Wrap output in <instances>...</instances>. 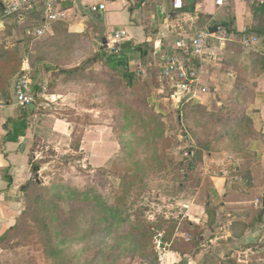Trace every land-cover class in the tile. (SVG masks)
<instances>
[{
	"label": "rangeland",
	"instance_id": "374dc122",
	"mask_svg": "<svg viewBox=\"0 0 264 264\" xmlns=\"http://www.w3.org/2000/svg\"><path fill=\"white\" fill-rule=\"evenodd\" d=\"M6 2L0 0L1 5ZM29 17L19 22L0 11V106L13 104L12 85L25 59L33 80L44 87L42 91L37 85L31 108H18L31 116L32 176L23 187V214L0 241V264H160L159 254L173 239L185 201L195 191L194 181L202 179L194 170L203 166V154L235 151L234 136L227 133L240 115L231 107L235 92L216 94L219 108L195 105L184 113L173 105L165 108L164 103L177 99L161 81L159 63L176 32L154 50L142 44L146 54H137L143 57L142 68L134 72V85L127 86L121 73L129 69L111 73L104 63L110 54L107 46L76 35L65 40V34L76 33L64 30L49 47L45 35L32 34L38 17ZM214 19L220 22L225 16L219 11ZM254 48L247 52L239 43H227V52L213 48L215 57L207 68L242 72L245 79L237 75L236 83L248 84L246 77L262 74L264 68L261 50ZM93 57L95 63L85 64ZM73 67L80 71H57ZM44 72H51L50 77ZM160 86L165 87L162 99L156 90ZM57 90L66 96H49ZM238 93L242 101L253 97L249 91ZM94 157L98 166L91 162ZM255 192L259 209L264 188ZM186 226L182 223L181 230ZM172 247L185 251V238L175 239ZM257 247L256 254H241V264H264L263 242ZM212 257L218 258L215 253Z\"/></svg>",
	"mask_w": 264,
	"mask_h": 264
},
{
	"label": "crops",
	"instance_id": "0c3cea01",
	"mask_svg": "<svg viewBox=\"0 0 264 264\" xmlns=\"http://www.w3.org/2000/svg\"><path fill=\"white\" fill-rule=\"evenodd\" d=\"M98 4H104L105 9L94 11L93 7ZM59 9L62 10L61 17L49 24L41 35H45L47 41L62 36L64 30L75 32L74 35L88 40L89 44L101 43L104 48L115 30L126 33L124 41L136 45L147 43L151 48L169 39L173 32L177 33L174 41L191 38L196 31L210 30L212 27L225 36L223 42L216 40L212 48L206 50L201 80L208 92L201 94L194 105L219 108L216 94L235 92L236 100L231 107L246 117L256 138L245 137L247 133L241 123L239 139L249 140L242 153L203 154V166L198 165L194 170L202 179L194 181L195 191L185 201L173 239L159 254V261L160 264H204L209 261L205 263L209 264L220 258L225 261L222 264H241V254L246 257L249 253L256 254L257 244H264V198L258 209L255 192L264 188V139L260 138L264 136V68L262 74L247 76L248 84L243 85L240 81L236 83L237 75L245 77L242 72L227 74L211 71L207 66L215 57L213 48L227 52V43L243 46L244 39L254 38L264 58V0H232L228 7H217L215 0H211V4L205 0H183L181 11H172L161 0H72L60 3ZM219 11L225 20L218 19L220 22H216L214 15L217 16ZM34 15L30 16L34 18ZM159 15L163 16L160 23L155 22ZM29 18L27 16L19 22L28 21ZM152 27L158 30L156 34L151 31ZM173 42L163 54L171 50ZM157 49L161 51V48ZM245 50L256 51V48ZM137 54L127 52V67L131 72L142 68L143 60ZM50 75L51 72L43 73L44 77ZM207 85L212 88L209 89ZM241 91H249L253 97L242 101L238 93ZM49 96L59 98L66 94L57 90ZM21 115L14 100L11 105L0 106V241L15 227L24 210L23 187L31 181L32 176L28 160L32 144L29 128L31 116L27 115V128L23 136L16 139L12 130L11 122L21 118ZM247 157L249 162L246 161ZM96 159L91 160L94 166H98L94 162ZM208 208H212L213 212L209 214ZM182 223L187 225L184 231L181 230ZM181 237L185 238V251L172 247L174 240ZM260 249L264 250L262 247ZM213 253L218 258L213 259Z\"/></svg>",
	"mask_w": 264,
	"mask_h": 264
},
{
	"label": "built area",
	"instance_id": "2783aa9c",
	"mask_svg": "<svg viewBox=\"0 0 264 264\" xmlns=\"http://www.w3.org/2000/svg\"><path fill=\"white\" fill-rule=\"evenodd\" d=\"M65 1L72 0H7L3 6V15L17 17L19 20L31 12H38L41 16L42 24L33 30L34 35L41 36L46 31L47 26L57 21L61 17L62 10L59 5ZM166 3L172 11L183 9V0H161ZM232 0H215L217 7H228ZM104 4L93 7L94 11H103ZM126 33L122 30H115L109 38L107 47L110 52L118 54L119 45L124 42ZM223 42V34L211 33L209 28L196 31L191 38H181L173 42L171 50L161 57V80L174 91L177 99L172 104L177 106L180 102L198 100L201 94L208 92L201 80L202 62L206 56V50L212 48L215 41ZM256 40L244 39L245 49H253ZM34 81L32 77V67L28 59H25L13 83L12 93L14 103L20 109H27L35 103ZM44 91V87H41ZM259 202L256 201V204ZM157 249L161 247V241H154Z\"/></svg>",
	"mask_w": 264,
	"mask_h": 264
},
{
	"label": "trees",
	"instance_id": "16d2710c",
	"mask_svg": "<svg viewBox=\"0 0 264 264\" xmlns=\"http://www.w3.org/2000/svg\"><path fill=\"white\" fill-rule=\"evenodd\" d=\"M3 6L4 5H1V3H0V11L1 12H3ZM69 7V6H68ZM68 7H66V8H68ZM32 14H35L34 16L35 17H38V21H39V24H38V26H40L41 24H42V22L40 21V14H38L37 12H31V13H29V14H27V15H25V17H27V16H30V15H32ZM34 17V18H35ZM14 18H17V17H14ZM17 20H19L18 18H17ZM0 25H2L3 26V23H2V21H1V24ZM37 26V27H38ZM32 31L31 30H27L26 31V33L27 34H30ZM32 34L34 35V33L32 32ZM36 35H34V37H35ZM40 37H42V36H40ZM70 37H72V38H74L75 37V35L74 36H72L71 34H65V36H62V38H65V40L68 38H70ZM80 38L79 36H76V38ZM35 38H39L38 36H36ZM46 41H47V39H45ZM58 42V39L57 40H55V41H52V40H48L47 41V44L49 45V47L51 46V47H53V45L55 44V43H57ZM119 47H120V52L118 53V54H115V53H112V52H110L109 50V52H110V54L108 55V56H105V58H103L104 59V63L111 69H108L111 73L113 72V73H115L116 72V70H118L119 68H128L127 67V52H133V53H139V52H141L142 53V55L144 56L145 54H146V51H144V50H142L143 48H144V46H142V44H138V45H136L135 43H133V42H131V41H128V40H126V41H124L123 43H121L120 45H119ZM143 47V48H142ZM153 49V48H152ZM151 51V50H150ZM141 58H143V57H141ZM95 57H93V58H90L89 60H86V62H85V64H91V63H95ZM83 63H81L80 65H82ZM52 66H51V64L50 65H48L47 66V68L48 69H50ZM20 70V69H19ZM57 71H59L61 74H74V73H78L79 71H80V67H73V68H63V69H58ZM18 75V74H17ZM17 77V76H16ZM121 77H122V80H123V82L127 85V86H133L134 85V78H135V73L134 72H131L130 70L129 71H125V72H122L121 73ZM16 79V78H15ZM15 81V80H14ZM34 81V80H33ZM162 81V80H161ZM34 84H35V87H34V92L37 94V90H36V88H37V85H38V89H41L40 87H42L39 83L37 84L35 81H34ZM106 84V83H105ZM107 85V84H106ZM12 87H13V85H12ZM156 90H157V94H158V96L159 95H161V96H163V91L165 90V87L164 86H160V88H156ZM165 96H163V97H161V99L162 98H164ZM167 98V97H166ZM14 100V98H13V93H12V101ZM168 100V99H167ZM168 104V105H167ZM172 105V103H164V107L166 108V107H170ZM195 105H194V101H189V102H180V103H178V105L177 106H173V108H178V109H183V113H184V111L186 110V109H192L193 107H194ZM197 106H199V105H197ZM27 115H28V113H26L25 111H23L22 112V115H21V118H19L18 120H16V121H13V122H11V124H12V130H13V133L15 134V136H16V139H17V137H19V136H23L24 135V133H25V130H26V128H27ZM239 118L234 122V124H232V126L231 127H233L232 128V130H227V133L228 134H230V135H233L234 137L233 138H231V140H233V141H236L235 142V151H232V152H236V151H239V152H241L242 153V151L245 149V147L247 146V143L249 142V140L246 138V140H244V139H239L241 136H240V127L239 126H241L240 124L242 123V125L244 126V128H245V132L247 133L246 135L247 136H245V137H249V138H256V136H255V134H253L252 132H251V129H250V126L248 125V120L246 119V117L243 115V114H241V115H239L238 116ZM245 120V121H244ZM243 138V137H242ZM257 138H259V136H257ZM260 138L261 139H264V136H260ZM227 140H229V139H227ZM263 142H264V140H263ZM237 147V148H236ZM239 152H236V153H239ZM35 168V169H34ZM33 168V172H37L38 171V169H36L37 167H34ZM22 214H23V212H22ZM22 214H21V216H22ZM21 216L19 217V219H18V221H17V223H16V225L18 224V222H19V220H20V218H21ZM15 225V226H16ZM14 228V227H13ZM12 228V229H13ZM164 232V231H163ZM4 238H5V236H4ZM164 242V244H166V241L164 240L163 241ZM163 244V243H162Z\"/></svg>",
	"mask_w": 264,
	"mask_h": 264
},
{
	"label": "water",
	"instance_id": "95a60500",
	"mask_svg": "<svg viewBox=\"0 0 264 264\" xmlns=\"http://www.w3.org/2000/svg\"><path fill=\"white\" fill-rule=\"evenodd\" d=\"M216 31V27H212V28H210V32L211 33H214Z\"/></svg>",
	"mask_w": 264,
	"mask_h": 264
}]
</instances>
